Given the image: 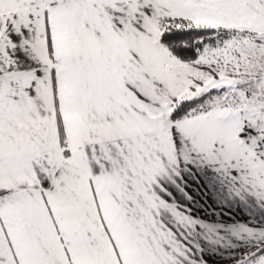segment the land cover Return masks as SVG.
I'll list each match as a JSON object with an SVG mask.
<instances>
[{"label": "snow or ice", "instance_id": "6c2138e0", "mask_svg": "<svg viewBox=\"0 0 264 264\" xmlns=\"http://www.w3.org/2000/svg\"><path fill=\"white\" fill-rule=\"evenodd\" d=\"M0 264H264V0H0Z\"/></svg>", "mask_w": 264, "mask_h": 264}, {"label": "crops", "instance_id": "0c3cea01", "mask_svg": "<svg viewBox=\"0 0 264 264\" xmlns=\"http://www.w3.org/2000/svg\"><path fill=\"white\" fill-rule=\"evenodd\" d=\"M237 211H239V209H237Z\"/></svg>", "mask_w": 264, "mask_h": 264}]
</instances>
